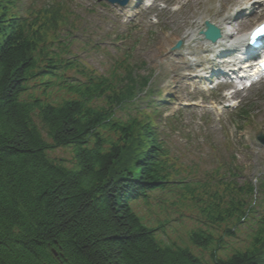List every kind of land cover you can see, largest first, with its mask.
<instances>
[{
	"label": "trees",
	"instance_id": "16d2710c",
	"mask_svg": "<svg viewBox=\"0 0 264 264\" xmlns=\"http://www.w3.org/2000/svg\"><path fill=\"white\" fill-rule=\"evenodd\" d=\"M76 18L63 0H0V264H264V183L222 158L183 167L150 76L127 56L97 74L71 50ZM171 213L190 222L174 239Z\"/></svg>",
	"mask_w": 264,
	"mask_h": 264
},
{
	"label": "rangeland",
	"instance_id": "374dc122",
	"mask_svg": "<svg viewBox=\"0 0 264 264\" xmlns=\"http://www.w3.org/2000/svg\"><path fill=\"white\" fill-rule=\"evenodd\" d=\"M42 1L20 0L24 5L34 6ZM63 2L77 17L71 30L68 29L71 50L77 58L97 74L107 75L116 61L127 56L136 67V74L150 76L153 94L148 101L165 103L158 108V129L166 136L171 155L183 167L189 166L199 175L201 171L213 169L222 158L237 169L236 183H250L256 195L261 191L264 145L256 137L264 136V81L229 99L236 106H248L249 118L233 124L229 111L220 113L210 109L214 104L225 103L224 87L207 90L215 79L204 81L198 76L199 68L218 54L217 51L212 55L204 53L208 47L200 31L206 22L217 25L229 12L240 8L237 0H133L124 8L97 0ZM239 12L247 16L245 11ZM263 20L264 12L237 32L234 30L239 20H233L230 30L235 33L234 38L246 36ZM190 33L200 37L185 39ZM178 42L183 43L182 49L173 50ZM142 106L146 109L145 103ZM46 154L66 167L72 166L70 148H56ZM175 218V213L169 214L165 231L170 239L182 236L190 226L189 221L179 224Z\"/></svg>",
	"mask_w": 264,
	"mask_h": 264
},
{
	"label": "bare ground",
	"instance_id": "6f19581e",
	"mask_svg": "<svg viewBox=\"0 0 264 264\" xmlns=\"http://www.w3.org/2000/svg\"><path fill=\"white\" fill-rule=\"evenodd\" d=\"M237 3L241 5L240 8L232 10L231 13L229 12V14H227L220 21L219 24L215 25L221 31V35H222L221 39L215 44L205 43L208 47V51L204 52L205 54L212 55L213 51H217L218 53H220V52L221 53L218 54V56L216 58L209 59L207 61V64H205V66L199 68L200 74L202 76L210 74L211 72L213 73L212 70L216 69L218 64H220L221 61H223V63H226L224 61L225 57H222L223 51L228 52L230 50H235L236 52H234V53H239V54H240V52L248 53V51H249L247 39L244 36L234 38V35H235L234 32H237L240 28H242L244 25H246L248 22H250V20L251 21L255 20L258 17V15H260L261 13L264 12V0H253L252 3L250 2V0H237ZM240 10L245 11V12L249 11V14H248L249 17L244 18L242 16H238L237 14L240 13L239 12ZM233 20H239V24L237 25V29H235L234 32H233V30H230V26H231ZM195 35H198V34L197 33L187 34L185 39H187V38L192 39L193 37H195ZM258 72H259V68L256 67L254 72L250 73L248 75V77L254 76ZM244 77H247V75L246 76L244 75ZM224 99L229 100L230 95L224 94ZM224 106L230 107V103L228 101H225V103L213 105V106H211V108L216 109V110H218V109L222 110Z\"/></svg>",
	"mask_w": 264,
	"mask_h": 264
},
{
	"label": "water",
	"instance_id": "95a60500",
	"mask_svg": "<svg viewBox=\"0 0 264 264\" xmlns=\"http://www.w3.org/2000/svg\"><path fill=\"white\" fill-rule=\"evenodd\" d=\"M101 1H106L110 5H115L117 4L120 7H124L128 4L129 0H101ZM201 35L205 38L206 41H209L213 44L217 43L218 40L221 39V32L219 29L211 25L210 23L205 24V31L201 32ZM181 48V42H179L175 47L174 50H179ZM257 141L261 144L264 145V137L259 135L257 137Z\"/></svg>",
	"mask_w": 264,
	"mask_h": 264
},
{
	"label": "snow or ice",
	"instance_id": "6c2138e0",
	"mask_svg": "<svg viewBox=\"0 0 264 264\" xmlns=\"http://www.w3.org/2000/svg\"><path fill=\"white\" fill-rule=\"evenodd\" d=\"M264 37V25L259 26L256 28L251 34L249 39L255 41L256 39Z\"/></svg>",
	"mask_w": 264,
	"mask_h": 264
}]
</instances>
